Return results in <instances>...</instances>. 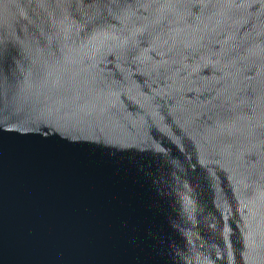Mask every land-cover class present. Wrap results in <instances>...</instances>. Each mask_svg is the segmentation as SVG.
<instances>
[{"label": "water", "instance_id": "water-1", "mask_svg": "<svg viewBox=\"0 0 264 264\" xmlns=\"http://www.w3.org/2000/svg\"><path fill=\"white\" fill-rule=\"evenodd\" d=\"M0 264H264V0H0Z\"/></svg>", "mask_w": 264, "mask_h": 264}]
</instances>
